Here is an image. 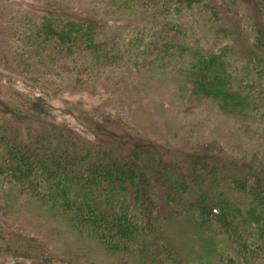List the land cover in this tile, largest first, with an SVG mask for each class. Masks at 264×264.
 <instances>
[{
  "label": "rangeland",
  "instance_id": "1",
  "mask_svg": "<svg viewBox=\"0 0 264 264\" xmlns=\"http://www.w3.org/2000/svg\"><path fill=\"white\" fill-rule=\"evenodd\" d=\"M22 15H63L96 25V39L113 59L108 55L106 66L80 75L77 84L69 75L51 80L45 69L37 81L30 78L32 71L27 81L9 73L14 80L1 87L2 100L20 112L0 114V124L16 127V141L52 132L89 151H112L113 160L133 146L151 144L163 153L165 166H180L195 184L198 171L188 162L198 154L208 157L220 176L222 170L264 174V70L256 75L259 66L250 55L259 28L264 30V0H195L191 6L178 0H0V31ZM224 48L234 83L246 86L257 101L243 118L194 96L185 74L192 52ZM40 97L49 107L34 116L26 105ZM168 166L165 172L171 173ZM30 198L8 181L0 184V264H143L136 251L104 247L73 219L71 208H49ZM158 207L168 213L161 202ZM184 219L165 222L167 238L191 264L209 251L188 234Z\"/></svg>",
  "mask_w": 264,
  "mask_h": 264
},
{
  "label": "trees",
  "instance_id": "2",
  "mask_svg": "<svg viewBox=\"0 0 264 264\" xmlns=\"http://www.w3.org/2000/svg\"><path fill=\"white\" fill-rule=\"evenodd\" d=\"M178 1L186 6L195 2ZM40 16H18L0 31L1 116L18 117L20 112L2 100L1 87L14 80L9 73L27 81L32 71L30 78L37 81L45 69L51 80L69 75L77 84L82 82L80 75L89 77L106 66L108 55L113 59L105 43L97 41L96 25L63 15ZM258 32L250 54L259 66L256 75L264 70V30ZM181 49L185 50L177 51L182 53ZM227 50L192 52L185 74L194 96L243 118L257 101L247 95L246 86L234 83L224 61ZM36 100L26 108L43 116L49 105L41 97ZM18 101L21 106L22 98ZM15 128L7 121L0 124V184L8 181L19 194L30 192L32 200L38 198L49 208L58 204L67 211L71 208L73 219L107 249L136 251L143 264H187L173 238H167L165 224L184 217L188 234L204 241L209 251L204 256V250L198 253L191 264H264V174L222 170L220 176L219 169L205 161L209 158L198 154L188 162L202 173L194 172L195 184L188 173L190 178L185 179L180 166H165L163 153L151 144L133 146L113 160L112 151H89L52 132L48 138L16 141ZM168 165L171 173L165 172ZM160 202L168 213L158 207Z\"/></svg>",
  "mask_w": 264,
  "mask_h": 264
}]
</instances>
